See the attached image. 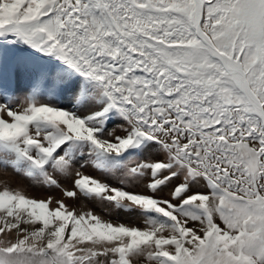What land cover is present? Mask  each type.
I'll return each instance as SVG.
<instances>
[{
	"label": "snow or ice",
	"instance_id": "obj_1",
	"mask_svg": "<svg viewBox=\"0 0 264 264\" xmlns=\"http://www.w3.org/2000/svg\"><path fill=\"white\" fill-rule=\"evenodd\" d=\"M0 264H264V0H0Z\"/></svg>",
	"mask_w": 264,
	"mask_h": 264
},
{
	"label": "rangeland",
	"instance_id": "obj_2",
	"mask_svg": "<svg viewBox=\"0 0 264 264\" xmlns=\"http://www.w3.org/2000/svg\"><path fill=\"white\" fill-rule=\"evenodd\" d=\"M24 185H28L27 181H23ZM15 184H13V187ZM27 194L31 197L43 199L47 198L48 196H53L56 198H59V193L56 191L48 192L45 189L37 188V187H28ZM67 203L70 206L76 207L78 210L87 211L88 208H91L93 211L97 212V214L105 216V218H111V219H117L121 222H124L126 224H133V225H140L141 221L138 217L135 216V214H129L125 212H116L112 211L111 216H108L100 206L96 205L94 202H87V201H67Z\"/></svg>",
	"mask_w": 264,
	"mask_h": 264
}]
</instances>
